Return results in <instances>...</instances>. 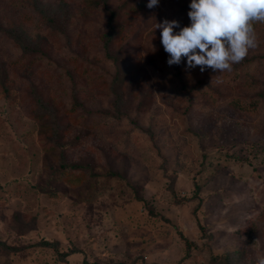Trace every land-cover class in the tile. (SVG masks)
Returning a JSON list of instances; mask_svg holds the SVG:
<instances>
[{
  "label": "rangeland",
  "instance_id": "1",
  "mask_svg": "<svg viewBox=\"0 0 264 264\" xmlns=\"http://www.w3.org/2000/svg\"><path fill=\"white\" fill-rule=\"evenodd\" d=\"M65 1L62 34L37 10L58 0H0V264L264 255V23L254 25L257 47L219 73L188 68L186 57L168 64L156 25H190L191 0H109L124 24L112 59L107 13ZM10 22L41 51L13 43ZM126 66L116 119L111 87ZM33 88L58 111L57 134L35 117Z\"/></svg>",
  "mask_w": 264,
  "mask_h": 264
},
{
  "label": "clouds",
  "instance_id": "2",
  "mask_svg": "<svg viewBox=\"0 0 264 264\" xmlns=\"http://www.w3.org/2000/svg\"><path fill=\"white\" fill-rule=\"evenodd\" d=\"M158 4L159 0H149L147 7ZM189 7L190 25L181 28L175 19L156 25L162 29L161 43L170 66L186 57L188 68L231 72L257 47L254 25L264 23V0H191ZM175 28L180 30L174 32ZM249 264H264V255Z\"/></svg>",
  "mask_w": 264,
  "mask_h": 264
},
{
  "label": "trees",
  "instance_id": "3",
  "mask_svg": "<svg viewBox=\"0 0 264 264\" xmlns=\"http://www.w3.org/2000/svg\"><path fill=\"white\" fill-rule=\"evenodd\" d=\"M35 7V3H40L38 0H30ZM94 5L104 12L107 13V25L108 29L106 32L102 33V43L104 47L106 48V58L112 59V53L110 52V45L113 42H118L120 36L124 32V24L121 20H119V10L116 7H113L110 5L109 0H94ZM41 8L37 9L41 14L43 18V24L47 23V26L51 28L55 32H61L62 34L65 32V28L67 27L68 21L71 18V10L70 5L65 0H58V2L54 4H49L48 7L45 9H42L45 5L40 3ZM142 7V1L138 2L134 7L131 9L138 10ZM9 28H7L5 31L8 34V36L11 38L13 43H15L18 47L22 48L24 53H37L41 51V48L39 46L33 45L32 41L33 39H30L28 35H26L24 32L19 31L18 29H21L18 24H15L14 22L9 23ZM251 61V60H248ZM130 68L128 66L124 67L122 71L118 73V75L114 78L111 92L114 94V101L112 102V106L116 112V119H119V107L121 106V103L123 102V95L121 94V85L126 80L123 76L128 75L130 72ZM78 87V86H77ZM76 84L73 87V89L77 88ZM36 95L35 99V108L33 110L35 117L38 120H43L46 122H50V125L52 126V130L54 134H57L60 127V120L58 118V111L51 108V105L47 100H45L42 96H40L36 89L33 88L31 94ZM74 104V107H73ZM76 106H82L80 102H78L76 99L74 102H72V108L76 109ZM46 125V124H45ZM74 167V166H70ZM67 168V166H66ZM208 181V177L205 178V180L201 183L195 182V190L198 192L202 186ZM170 189L174 191L173 186L170 184ZM44 245L48 246L50 245V242L47 240L43 241ZM190 243L187 242V246L189 247ZM213 264H234V257L232 255L228 254H220V255H213L211 257ZM89 264H99L97 262L89 263Z\"/></svg>",
  "mask_w": 264,
  "mask_h": 264
}]
</instances>
